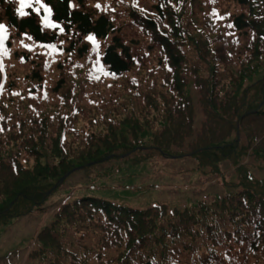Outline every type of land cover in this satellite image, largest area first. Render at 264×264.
I'll return each mask as SVG.
<instances>
[{"label": "trees", "instance_id": "obj_1", "mask_svg": "<svg viewBox=\"0 0 264 264\" xmlns=\"http://www.w3.org/2000/svg\"><path fill=\"white\" fill-rule=\"evenodd\" d=\"M39 1L55 28L0 0V22L32 42L26 54L6 42L9 76L0 52V223L81 166L140 150L149 152L135 162L150 150L191 155L213 174L228 161L225 194L182 209L65 201L31 255L38 264H264V0ZM191 84L203 114L195 134Z\"/></svg>", "mask_w": 264, "mask_h": 264}, {"label": "rangeland", "instance_id": "obj_2", "mask_svg": "<svg viewBox=\"0 0 264 264\" xmlns=\"http://www.w3.org/2000/svg\"><path fill=\"white\" fill-rule=\"evenodd\" d=\"M14 2H17L15 4L18 9L19 0H14ZM31 4V7L24 9L26 13L37 12L38 8L37 13L42 20L45 22L47 18L49 21L50 11L45 10L48 8L42 1L37 3V0H31ZM214 19V21H221L222 16L214 13ZM0 23L6 26L0 52H4L9 76L12 61L8 57L6 42L8 41L9 48L12 50L25 49L24 54L27 53L26 49L32 47V42L24 35L19 38L11 36L13 29L5 23V20ZM222 23L225 25L226 33H235L229 28L227 22L222 21ZM45 27L49 29L56 26ZM53 60H47V64ZM13 67L17 71L28 69L18 63ZM34 88L37 89L36 84ZM188 95L194 103L193 133L195 134L203 119V114H199L197 94L192 84L188 89ZM241 141L246 142L243 137ZM146 152L149 151L140 150L122 158L108 157L110 159L106 158L103 162L76 168L65 176L59 186L53 189L40 205L26 214L0 223V264H38V260L31 255L39 247L35 235L39 229L49 225L59 206L65 201L92 196L132 208L164 204L171 209L174 207L182 209L196 206L199 202L214 200L228 191L223 179L224 176L227 179L231 178L232 172L228 168L230 164L226 165L228 161L221 164V168L226 172L213 174L198 168L196 160L191 155L168 158L150 150V157L139 162L133 160L136 155Z\"/></svg>", "mask_w": 264, "mask_h": 264}, {"label": "snow or ice", "instance_id": "obj_3", "mask_svg": "<svg viewBox=\"0 0 264 264\" xmlns=\"http://www.w3.org/2000/svg\"><path fill=\"white\" fill-rule=\"evenodd\" d=\"M39 0H37V3ZM31 0H19V8L17 9L20 16H26L28 13L24 11L25 8L31 7ZM46 11H50L49 9H45ZM37 12H39V9H36ZM45 23L48 27H54V25L48 23L47 18H45ZM6 34V26L2 23H0V47L3 45V39ZM89 39H92V37H89Z\"/></svg>", "mask_w": 264, "mask_h": 264}, {"label": "water", "instance_id": "obj_4", "mask_svg": "<svg viewBox=\"0 0 264 264\" xmlns=\"http://www.w3.org/2000/svg\"><path fill=\"white\" fill-rule=\"evenodd\" d=\"M65 177V175L62 177V179Z\"/></svg>", "mask_w": 264, "mask_h": 264}]
</instances>
